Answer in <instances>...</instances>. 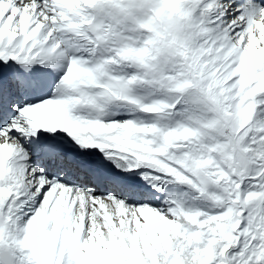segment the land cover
<instances>
[{
    "label": "snow or ice",
    "instance_id": "obj_1",
    "mask_svg": "<svg viewBox=\"0 0 264 264\" xmlns=\"http://www.w3.org/2000/svg\"><path fill=\"white\" fill-rule=\"evenodd\" d=\"M0 264H264V0H0Z\"/></svg>",
    "mask_w": 264,
    "mask_h": 264
}]
</instances>
